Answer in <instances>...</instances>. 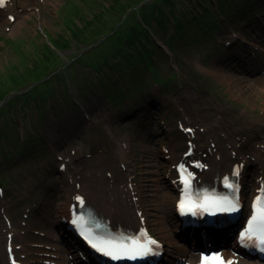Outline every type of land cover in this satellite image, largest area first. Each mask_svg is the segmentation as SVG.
I'll return each instance as SVG.
<instances>
[{
	"label": "rangeland",
	"instance_id": "1",
	"mask_svg": "<svg viewBox=\"0 0 264 264\" xmlns=\"http://www.w3.org/2000/svg\"><path fill=\"white\" fill-rule=\"evenodd\" d=\"M99 1L106 7L113 4V0ZM153 1L144 2L147 4L144 7V21L157 29L151 34L155 71L145 70L140 74L139 68L135 67L126 76L116 68H106L104 72L90 67L89 63L95 58L96 50L90 52L89 46L76 42L67 31L70 23L68 15L82 7L80 0H12L11 13L0 15V71L13 64L25 67L24 57L30 52V62L32 65L38 62V71H43L47 65L46 60H41L40 54L49 61L53 59L54 63H51L54 65L65 63L61 68L65 70L63 79L55 74V70L50 75L54 79L56 95L44 102L37 95L32 96L33 100L29 104L19 103L12 110L0 111L1 130L11 127L9 131H13L9 133L11 140L8 143L0 136V207L4 209V215L0 213V218L7 217L15 226L19 222L30 225L29 233L33 236H25L30 244L43 240V236L33 230L41 227L43 219L47 221L48 214L52 217L57 210L54 217L57 220L65 197L63 188L71 181L73 172L77 171L81 179H85L86 168L84 166L80 171L79 166L95 162L103 168L99 165L98 155L109 148L104 139L110 135L109 131L117 140L127 136L132 139V147L125 162V168L131 174L135 187L133 195L131 193L129 196L132 195L131 199H138L149 227L157 231L160 225L158 209L163 206L166 209V222L172 229H176L174 234L177 235L182 230L177 227L180 222L175 213V201L165 195L167 191L172 193L169 183L171 164L166 154L171 141L179 142L180 132L186 131L181 123L183 115H191L189 108L197 107L198 116L204 114L209 124L218 121L217 130L222 136L234 140V143L262 134L264 91L257 87L252 76L264 64V53L254 54V47L247 41L264 45V9L250 16L243 13V10H248L247 7L241 8L238 16L221 10L223 22L219 21L222 27L216 32L214 39L209 35H198L202 38L198 41L193 39L198 31L193 28L188 29L183 38L178 37L170 13L182 5L184 8L179 10L184 12L187 6L189 12L184 15L189 19L191 14L199 13L198 4H208L209 8L217 10L216 3L212 0L204 3H199L198 0H160L158 2L161 3L162 11L170 14L166 16L164 26L174 39L167 41L162 28L157 25H161L159 17L165 18L164 13L157 12ZM252 1L245 0V3L251 6ZM256 1L259 5L264 3V0L261 3V0ZM230 2L234 7L241 0ZM192 4H197L194 7L196 11H193ZM66 7L68 10L64 12ZM63 12L65 17L62 16ZM132 18L144 25L137 17ZM16 21H22L17 28L14 27ZM78 22L82 24L80 19ZM236 34L237 38H234ZM59 36L64 37L66 42L70 41L68 47L61 48L57 44L54 38ZM15 39L26 42L25 51L16 49L11 44V40ZM210 40H215L216 43L211 45ZM34 44L39 46L40 53ZM111 45L101 44L112 50ZM104 48L101 51L105 56L108 50ZM51 49L56 50L58 56ZM82 54L83 62H77L76 58ZM253 57L257 59L251 60ZM197 62L208 67L218 63L239 74L238 80L233 84L219 82L199 72ZM177 63L181 64L179 69ZM173 72L175 74L171 80L169 76ZM112 96L115 98L112 99ZM122 97L124 99L118 102L117 98ZM2 107L0 106V110ZM14 132L18 135L13 138ZM25 136L32 137V140H36L35 143L27 144L31 142L25 140ZM184 150L186 146L178 147L179 153ZM114 165L118 168L121 166ZM241 168L243 176L238 175V179L243 215L249 209L256 188L251 165L242 164ZM109 176L111 175L107 170H104L105 187ZM115 196L118 200V196ZM63 226L59 231L64 239L60 243L62 249L69 248L70 243L77 247L75 233H68ZM233 230L230 228L227 231L233 238L228 243L236 239ZM227 234L226 238L229 240ZM189 241L190 245L196 244L193 238ZM221 245L223 244L212 243L207 246ZM202 246L204 244L198 247ZM24 247V255L33 259L32 264H43L38 261L41 250L26 244ZM168 261L177 259L170 258Z\"/></svg>",
	"mask_w": 264,
	"mask_h": 264
},
{
	"label": "bare ground",
	"instance_id": "2",
	"mask_svg": "<svg viewBox=\"0 0 264 264\" xmlns=\"http://www.w3.org/2000/svg\"><path fill=\"white\" fill-rule=\"evenodd\" d=\"M10 1L12 0H4L3 4H0V15L11 13L10 10H13V6H11ZM1 21L2 20H0V24ZM21 23L22 21H16L14 27L17 28ZM236 36L237 34L234 36V38H237ZM196 39L199 41L202 38L200 39L197 34ZM248 42L254 47V54L260 55L261 53H264V45L251 40H248ZM255 59H257V57H253L251 60ZM196 67L199 72L209 77L215 78L222 83L233 84L238 80L239 74L226 70L218 63H213L208 67L197 62ZM260 70H263V65L260 66ZM252 79L253 81L257 82V87L264 91V72L255 75V77ZM189 109L191 115L189 114L188 116L185 113L182 117L181 123L185 127H189L191 131L180 132L179 137L181 140L179 142L172 140L171 145L167 148L168 153L166 156L170 159L171 164V170L169 171V183L172 193L167 191L165 195L171 197L174 201H177L181 197L182 183L180 179H182L183 176H186L187 170L185 166L180 163V160H184L187 166H191V161L197 160L198 162H201L202 166L194 170L193 185H210V189H218L222 185L221 183L224 182L225 178H228L232 175V169L236 165H238V174H241L242 177L243 169L241 168V165L250 164L252 167L253 182L256 188L254 193L264 190V126L262 134L259 133L253 137H248L245 141L234 143V140L231 141L227 136H222V134L217 130V125L219 123L218 121H216L215 124H209L204 117V114L203 116H198L196 113L197 107H191ZM66 133L67 131L65 134ZM2 134L3 136H7L4 133ZM109 134L110 135H108V137L104 138L108 143V150L101 151L100 155H98L99 165L103 168L101 169L95 162H93L95 165L90 162L84 164L83 166H79L78 168L80 171L85 166L86 169L84 170V175L86 178L81 179L77 171L73 172L71 181L63 188L65 197L61 209L58 211L59 213L57 220H54V217L57 215V210H55L56 213L54 212L52 217L49 214L46 217V220L49 221V223L43 219L41 222V227L37 230H33L34 232L38 231L39 233L44 234L42 235L44 237L43 240L38 242L41 243L44 241H54V244L57 245H53L52 252L45 258V261L50 259V263L52 264H69L72 262L71 258H75V255L77 254L75 248L76 246L70 243L73 247L71 251L74 253V256H71L70 258L69 255L66 256L64 254L68 251V249H60V246L58 245L59 243L64 242L62 234H60L59 231L63 225L66 228L69 227L68 225L71 223L73 218L72 211L74 205L78 206L81 203L90 205L99 214L103 215L105 218H108L111 228L119 225L132 227L138 226L141 223L139 220L140 216H143L144 220H147V218L143 215V211L138 199L134 197L131 199L135 187L131 180V174L125 168V162L128 159V153L132 147V139L130 136H127L117 140L112 136L111 131H109ZM27 135L32 136L30 133H27ZM24 139L32 143H35L36 141L32 140V137L28 138L25 136ZM57 144L60 145V142L57 141ZM181 146H186V150L179 153L178 147ZM189 149L191 152H189ZM114 164L121 166L118 168ZM104 167L106 168L104 169ZM103 169L107 170V173L111 175L106 181L107 188L103 184ZM131 193L132 195L129 196ZM224 194L230 195V192L225 188ZM115 195L118 196V200L116 199ZM77 197L80 199H77ZM74 209L78 210V208ZM158 212L160 214V225L157 227V231L155 233H159V235L166 240V243L169 246H172L176 249L175 255L178 257H183L189 252L194 254L195 252L190 250L188 245L185 244H188L190 240V238L187 236L186 229L191 227H186L182 232L179 233V235H175L174 232L176 229H172V226L166 222V209L164 210L163 206H161L158 209ZM0 213L4 215V209L1 207ZM53 221L55 222V225ZM239 222L240 220L237 219L235 222H232L231 225L235 226ZM177 227L180 226L177 225ZM225 227L227 228V226ZM30 231L31 227L27 223L22 224L19 222L18 226H15L13 222L8 220L7 217L4 219L1 216L0 264H11L8 258L9 251L12 252L13 261H16L17 264H32L31 262L33 259H29V261L24 259L23 263L20 261L24 258V253L26 250L24 244L31 247L38 245V242H35L34 239L32 240L34 242H31V244L26 241V235L33 236L32 233H29ZM68 231L69 233H72L69 228ZM224 231L220 233H206L205 238H202L203 236L198 237L193 235L192 238L196 241L195 245L192 243L193 248H196L200 244H223L224 252L222 255L226 261H232L234 258V253L232 251L237 250L239 248V244L237 238L233 242L228 243V241H231L233 238L230 236V234H227L228 232ZM199 234L200 233H198V235ZM226 234L230 237L229 240H227ZM71 241L72 240L70 239L69 242ZM226 243L227 245L225 246ZM77 245L79 257L81 258L82 255L88 259V262H82L81 264H97L92 251L79 236H77ZM40 246L48 247V245L45 243H41ZM199 252L200 251L198 250V253L194 254V257L190 258V264H201ZM44 253H47V251ZM252 256L258 255L255 254ZM40 260L41 259L38 258V261ZM239 264H257V262L255 263L251 260H244L239 262Z\"/></svg>",
	"mask_w": 264,
	"mask_h": 264
},
{
	"label": "trees",
	"instance_id": "3",
	"mask_svg": "<svg viewBox=\"0 0 264 264\" xmlns=\"http://www.w3.org/2000/svg\"><path fill=\"white\" fill-rule=\"evenodd\" d=\"M74 1L75 0H73V2ZM80 1L82 2V7L76 8L73 13L71 12L72 15H68L70 23L68 24L69 29L67 28V31L72 34L76 42L89 46L90 48H88V50L90 52L96 50V56L92 62L89 63L86 61V63H89L91 66L85 63L87 66L104 72L106 68H116L123 76H126V73L135 67H137V69L139 68L138 72L140 74L145 70L155 71L153 58L154 48L151 34L153 31L156 32L157 29H155V27L153 28L154 25H151V23L144 21V7L147 5L144 2L147 0H113V4L108 7L103 6V3L99 0ZM158 1L160 0H154L153 6L157 8V12L164 13L165 18L159 17L160 20L157 18L159 22H161V25L160 23H157V25L162 28L164 35L167 37V41L174 39L170 33H167L166 27L164 26L166 23V16L170 14L174 31L178 32V37L183 38V34L186 33L188 29L193 28L198 30L196 34L199 36L204 35V37H206L209 35L211 39H214V35L222 27L220 24V21L223 22L221 10L227 13L230 12L232 16H238L240 9L247 7L248 10H243V13L250 16L257 14V12H262V9H264V3L259 5L256 0L250 2L251 6L246 4L245 0H241L240 4L234 7L231 5V0H212L216 3L217 10L209 8L208 4H198L199 13L194 12L195 14H191L192 16L190 15L191 17L189 16V19H187L184 15L185 12H189L187 6L184 12L179 10L184 8L182 5L180 8L177 6L178 9L167 14L162 11V8H160L161 3ZM205 1L206 0H198L199 3H204ZM261 2L262 0L259 1V3ZM192 5L193 11H196L194 7H196L197 4ZM67 7L64 12L68 10ZM64 12L62 13L63 17H65ZM132 16L137 17L139 21L142 20L144 25H141L138 20L133 19ZM79 19L82 24L78 22ZM196 37L197 35H195L193 39H196ZM54 40L61 48L62 46L68 47L67 44H70V41H64L65 39L62 36H59V38L56 37ZM210 41L211 45L216 43L215 40ZM104 43L112 44V50L102 47L101 44ZM11 44L16 49L25 51L26 42L21 39L11 40ZM33 46L39 51L38 45L34 44ZM53 48L57 50L55 46ZM103 48L108 50L105 56L101 51ZM54 49L50 51L56 52ZM30 55L31 52L24 57L25 67L20 68L22 66L13 64L12 66H8L4 71H0V106H3L0 110L1 112H5L7 109L12 110L14 107H17L19 103L22 105L29 104L30 101L33 100V98H31L32 96L36 97L37 95L44 102L49 97L57 94L54 79L50 75L52 70H55V74L63 79L65 70H61V68L65 63H55L54 65L52 64L54 60L51 59L49 55L47 57L51 59L52 63L40 54L41 60H46L47 65L43 71H38V62L32 65L30 62ZM55 55L58 56L57 52ZM83 55L84 54L76 58L77 62H83ZM22 64H24V61ZM177 64L179 67L181 66L180 63ZM174 74L175 72L169 76L171 80L174 78ZM108 91L109 90H106V92ZM123 94L126 95V93ZM114 98L115 97L112 96V99ZM117 99L119 102V100L124 99V97ZM10 129L11 127H9L8 130H1L0 128V136H3L2 133L7 135L3 136L7 143L11 140L9 133L13 132L12 130L9 131ZM16 135L18 134L14 132L13 138L16 137ZM27 144L32 145L33 143L27 142Z\"/></svg>",
	"mask_w": 264,
	"mask_h": 264
},
{
	"label": "snow or ice",
	"instance_id": "4",
	"mask_svg": "<svg viewBox=\"0 0 264 264\" xmlns=\"http://www.w3.org/2000/svg\"><path fill=\"white\" fill-rule=\"evenodd\" d=\"M4 0H0V4H3ZM186 131H191V129H186ZM238 174V173H237ZM227 179V178H225ZM185 184H188V180L185 179ZM228 187H232L231 184ZM77 199H80L77 197ZM205 200H208L205 197ZM260 198H257L259 201ZM184 202L180 204L181 208H184ZM212 206L216 208L217 211H234L235 205L228 200L223 201H212ZM199 207H205L203 204ZM191 210V209H189ZM207 211L208 208H205ZM75 223V221H73ZM84 239L89 243V245L101 252L102 254L109 256L113 260L120 259H132L142 258L147 256L149 253L153 252L152 245H156L157 241L151 239L147 236L146 232H142L141 236L135 238H126V239H115V238H92L89 235H85ZM241 240H253L256 239L261 245H264V207H258L256 212L249 220L248 228L240 234ZM264 251V248L261 249ZM202 264H233V261H225L223 257L219 254L206 256L202 259Z\"/></svg>",
	"mask_w": 264,
	"mask_h": 264
}]
</instances>
